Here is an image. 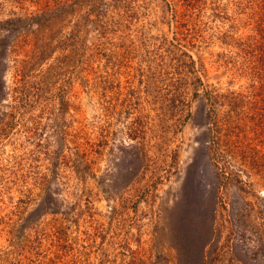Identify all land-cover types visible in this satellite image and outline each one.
<instances>
[{"label":"rangeland","instance_id":"374dc122","mask_svg":"<svg viewBox=\"0 0 264 264\" xmlns=\"http://www.w3.org/2000/svg\"><path fill=\"white\" fill-rule=\"evenodd\" d=\"M234 1L61 0L48 26L0 24V264H264V93ZM47 6L0 0V21ZM202 210L191 261L177 228Z\"/></svg>","mask_w":264,"mask_h":264},{"label":"trees","instance_id":"16d2710c","mask_svg":"<svg viewBox=\"0 0 264 264\" xmlns=\"http://www.w3.org/2000/svg\"><path fill=\"white\" fill-rule=\"evenodd\" d=\"M55 2V9L52 7L44 8L38 12L29 11L18 13L14 10L8 13V17L0 21L1 25H7V36L20 32L25 26H48L52 21L57 20L56 9L59 6L61 0H52ZM63 6L69 5V0H62ZM233 5L235 11L238 14L245 15L250 21L248 25H251L250 33L242 40L238 42L239 56L241 59V68L251 77L254 82H257L260 93H264V0H235ZM225 18H229L225 16ZM75 34L72 31L66 35L61 34V38L58 39V46L61 49H65L74 40ZM41 54L45 55L47 50L46 43L41 44ZM72 51V50H71ZM186 56L190 57L187 53ZM193 62V60H192ZM51 66V65H50ZM255 97L259 93H253ZM233 98H237L236 96ZM251 115L249 120L251 121L250 129L255 134H260V130L264 127L262 120H259V113L251 104L249 108ZM204 211V215L201 220H195L194 222L188 221L186 223H179L177 228L180 239V246L183 247V257H187L191 261L199 260L203 253V248L209 242L213 232V214L210 212L211 219L209 218V212ZM196 219V218H195ZM185 251V252H184ZM181 261L182 256H180ZM196 258V259H195Z\"/></svg>","mask_w":264,"mask_h":264}]
</instances>
